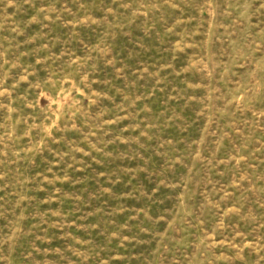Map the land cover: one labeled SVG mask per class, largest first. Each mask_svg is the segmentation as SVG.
Wrapping results in <instances>:
<instances>
[{"label": "rangeland", "instance_id": "1", "mask_svg": "<svg viewBox=\"0 0 264 264\" xmlns=\"http://www.w3.org/2000/svg\"><path fill=\"white\" fill-rule=\"evenodd\" d=\"M0 264H264V0H0Z\"/></svg>", "mask_w": 264, "mask_h": 264}]
</instances>
